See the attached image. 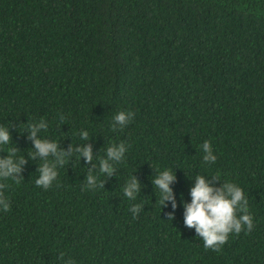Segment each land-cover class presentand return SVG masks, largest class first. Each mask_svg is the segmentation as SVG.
<instances>
[{
	"label": "trees",
	"instance_id": "1",
	"mask_svg": "<svg viewBox=\"0 0 264 264\" xmlns=\"http://www.w3.org/2000/svg\"><path fill=\"white\" fill-rule=\"evenodd\" d=\"M120 110L135 117L113 132ZM42 117L41 135L64 149L129 147L112 177L97 168L106 180L96 190H84V158L47 190L29 158L19 185L5 181L0 264H264V0H0V126L18 155L32 151L26 123ZM205 140L213 164H202ZM157 168L176 172L172 221L171 202H157ZM197 173L237 183L254 218L220 252L184 225ZM133 174L142 188L130 201L122 189ZM133 204L143 205L136 217Z\"/></svg>",
	"mask_w": 264,
	"mask_h": 264
},
{
	"label": "clouds",
	"instance_id": "2",
	"mask_svg": "<svg viewBox=\"0 0 264 264\" xmlns=\"http://www.w3.org/2000/svg\"><path fill=\"white\" fill-rule=\"evenodd\" d=\"M134 117L135 113L132 111L120 110L116 112L112 117L111 130L113 132L123 130ZM58 118L61 124H64L67 119L62 113ZM26 124L27 127L23 132L28 133V139L33 145L32 151L27 152V157L18 155L20 149L17 146H11L13 137L9 127L0 126V145H9L6 151L7 155L0 156V211L11 210V201L5 195V189L9 185L5 181L11 180L19 185L24 179L22 173L29 158L34 161L39 158L38 178L35 180V184L45 190L52 187L58 178V169L69 164L73 156L76 157L75 161L84 158L88 164H91L86 175L84 190H96L104 188L105 180L117 172L116 165L124 162L129 147L123 140L118 143L112 142L107 146L104 156L95 154L92 145L87 143L78 145L72 143L67 149H64L56 140L41 135L49 127L45 118L42 117L39 121L29 119ZM79 137L82 141L91 139L87 130H81ZM199 150L203 153L202 164H213L217 160L209 140H205ZM94 160L98 163H92ZM97 168L99 174L106 177L105 180L99 178ZM191 178L195 183L190 188L191 201L183 202L184 225L195 229V233L201 239L205 249L220 252L230 235L238 236L242 231L252 232L255 227L254 218L242 187L230 180H222L223 182L217 185L214 181H221L219 175L208 177L197 173ZM176 180V172L170 168L163 170L157 168L152 177L155 190H158L157 202L162 207L171 202L173 211L168 213V220L171 221L175 219V209L179 206L172 187ZM141 188L140 179L133 174L125 183L122 191L128 200L135 201ZM142 207V204H133L130 207L134 217L138 215ZM65 255L61 251L58 259L64 260ZM65 264H76V261L69 256Z\"/></svg>",
	"mask_w": 264,
	"mask_h": 264
}]
</instances>
